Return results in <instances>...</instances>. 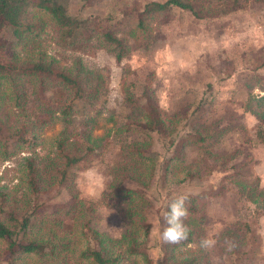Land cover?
<instances>
[{
  "label": "trees",
  "instance_id": "1",
  "mask_svg": "<svg viewBox=\"0 0 264 264\" xmlns=\"http://www.w3.org/2000/svg\"><path fill=\"white\" fill-rule=\"evenodd\" d=\"M247 3L149 1L139 14H159L175 7L196 20L229 18ZM100 22L96 15H70L65 0H0V30L8 28L15 38V42L0 38V161L14 163L20 147L32 149L35 132L53 120L61 124V131L43 156L19 157L22 188L18 197L0 191V257L10 264L23 256H38L51 264L58 254L66 260L70 253L76 262L122 264L121 260L138 256L142 264H152L147 254L146 219L153 213L165 227L169 203L183 194L189 198V215L183 221L189 229L188 238L178 244L161 242L160 259L164 264H207L208 251L200 246L204 202L224 195L228 190L225 182L234 181L237 194L253 205L255 213L264 201V182L254 177L238 185L244 180L236 176L235 169L243 167L246 159L232 162L235 153L219 142L223 128L217 129V134L201 133V105L192 111L170 112L162 111L144 91L128 99V114L119 127L139 132L142 140L118 147L117 159L115 156L107 163L110 181L103 193L109 207L128 224L118 238L102 236L89 227L93 201L85 209L84 199L75 191L66 201H56L61 189H70L73 170L83 168L88 161L96 138L91 137V130L68 129L72 105L81 100L88 103L102 93L107 76V72L103 75L86 67L81 54L103 48L119 62L131 50V44L114 29L104 25L99 33ZM46 45L56 47L55 51L49 52ZM250 112L255 118L250 136L255 143L264 144V114L258 109ZM70 137L83 143L82 153L71 152ZM153 137L160 139L161 150L152 148ZM199 180L207 183L199 184ZM187 183L195 189H188ZM64 224L69 225V232L62 230ZM256 232L248 220L227 222L217 241L219 258L209 264H247L260 258ZM79 240L82 248L74 253ZM230 244L235 245L231 250Z\"/></svg>",
  "mask_w": 264,
  "mask_h": 264
},
{
  "label": "rangeland",
  "instance_id": "2",
  "mask_svg": "<svg viewBox=\"0 0 264 264\" xmlns=\"http://www.w3.org/2000/svg\"><path fill=\"white\" fill-rule=\"evenodd\" d=\"M149 1L165 0H65L70 15H96L101 18L99 33L105 25L131 44L129 55L119 62H115L103 48H96L86 55L79 53L86 67L97 69L103 75L107 72V76L102 93L94 95L88 103L81 100L72 105L68 129L91 130V137L96 138L86 164L73 170L70 189L64 187L56 196V201L64 202L71 191H75L84 199L85 209L93 201L88 225L105 237L118 238L128 228L126 220L109 207L103 193L110 181L107 163L120 153L118 147L142 140L139 132L123 130L119 126L128 114V99L138 97L143 91L162 111H192L201 105L203 113L200 120L204 122L201 133L217 134V129L223 128L219 142L226 150L231 149L235 153L232 162L246 159L243 167L235 169L236 176L244 180L238 185H245L246 180L254 177L264 182V144L255 143L250 136L255 123L251 109L264 114V1L248 0L244 8L229 18L200 20L175 7L169 12L140 15L143 4ZM0 38L15 42L8 28L0 30ZM91 39L95 41V36ZM46 47L49 52L56 48L52 45ZM16 48L19 50L20 45L16 44ZM60 131L61 124L53 120L35 132L32 149L20 147L17 150L14 163L11 160L0 161L2 193L18 197L22 188L21 170L17 164L19 157L43 156ZM106 131L108 134L103 137ZM70 138L71 152L82 153L83 143ZM152 142L153 149H162L160 139L153 137ZM198 182L207 183L206 180ZM225 185L228 190L224 195L204 202L203 236L216 241L213 247L206 249L209 254L207 264L219 258L217 241L221 229L236 219L252 222L257 231L260 258L247 264H264V201L254 213L253 205L237 194L234 181L225 182ZM187 188L195 189L192 183H187ZM146 220L149 225L147 254L152 264H164L160 259L161 240L158 235L164 227L153 213ZM69 228L64 224L62 230L69 232ZM82 245V241H77L74 253ZM173 251L177 252V249ZM70 255L68 253L67 259L62 260L58 254V259L51 264H87L85 260L74 261ZM120 262L142 264L138 256ZM0 264L7 262L0 257ZM10 264L48 262L38 256H23Z\"/></svg>",
  "mask_w": 264,
  "mask_h": 264
},
{
  "label": "clouds",
  "instance_id": "3",
  "mask_svg": "<svg viewBox=\"0 0 264 264\" xmlns=\"http://www.w3.org/2000/svg\"><path fill=\"white\" fill-rule=\"evenodd\" d=\"M188 199L187 195L182 194L169 203L168 210L164 214V222L166 226L162 231H158L162 243L178 244L188 238L189 229L183 222L189 215L186 206ZM215 244L216 241L210 238H203L200 241V246L205 249L211 248ZM233 247H235V245L230 244L229 250Z\"/></svg>",
  "mask_w": 264,
  "mask_h": 264
}]
</instances>
